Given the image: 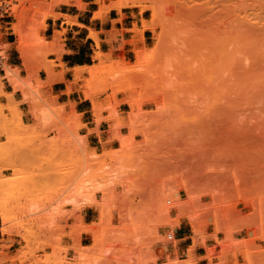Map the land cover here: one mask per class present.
Returning <instances> with one entry per match:
<instances>
[{"label":"rangeland","instance_id":"374dc122","mask_svg":"<svg viewBox=\"0 0 264 264\" xmlns=\"http://www.w3.org/2000/svg\"><path fill=\"white\" fill-rule=\"evenodd\" d=\"M13 1L12 16L0 18V52L6 51L3 37L12 32L17 40L19 29L30 53L28 71L40 64L37 69H49L54 76L47 66L54 61L48 57L61 52L58 43L65 30L51 31L50 24L61 17L68 25L82 26L57 11L63 4H86ZM181 1L139 0L124 7L144 17L142 32L134 25V37L126 42L133 46L127 57L123 51H102L88 36L95 44L91 64L73 72L81 71L77 87L85 98L82 79L89 77V66L99 64L96 52L103 54L104 81L98 78L92 90L97 113L90 101L96 128L89 131L99 134L103 125L110 139L98 148L88 146L73 108L48 104L33 91L38 86L29 80L30 71L26 80L18 72L20 87L12 86L29 103L25 114L21 100L4 91L6 77L0 75V205L8 215V230L0 229V264H158L154 247L174 241L179 225L189 234V250L202 245L209 264H264V0H187L190 13ZM110 2L95 1L98 17L109 11L103 6ZM245 16L253 24L244 22ZM144 21L154 25V30L144 29L150 30L146 45ZM54 32L59 39L49 46ZM209 34L232 50L229 57L211 82L178 81L186 75H173L182 53L194 43L202 46ZM38 36L44 38L41 51ZM157 42L159 52L144 73L130 72L137 50ZM182 47L187 49L181 53ZM174 55L176 64L171 63ZM164 58L165 72L160 71ZM45 71L47 79L40 84L56 80ZM88 195L94 205L88 204ZM86 206L93 208L90 223L81 214ZM191 263L187 258L166 264Z\"/></svg>","mask_w":264,"mask_h":264},{"label":"crops","instance_id":"0c3cea01","mask_svg":"<svg viewBox=\"0 0 264 264\" xmlns=\"http://www.w3.org/2000/svg\"><path fill=\"white\" fill-rule=\"evenodd\" d=\"M86 6L79 8L74 3L63 4L59 6L58 13L67 15L76 19V22L82 24L68 25L64 19L58 17L52 20L50 24V30H65L61 41L58 43V47L61 52L57 55L49 56V60H53V65H47L50 67L56 80L50 84H40L47 79V73L44 67L37 69L40 64H34L31 70V78L29 79L32 84L37 85V92L40 98H44L48 104L55 106H62L65 111L74 109V111L80 115V122L84 124L82 135L86 136V141L89 147H96L101 145L100 141L109 140V136H106L108 127L103 125L98 126L100 133L96 131H89L96 128V124L93 122L91 113L90 100L81 96L78 91V81L73 82L74 72L73 69L80 66L90 65V57L94 50V42L88 37V29L93 28L98 32L99 46L102 51H112V54L119 55L123 51L125 57L132 53L133 46L126 42L134 37V32L131 30L134 25L138 28L141 27V19L144 17L139 15L138 11L125 10L122 8L120 11L116 9H110L109 11L102 13L100 17L93 19L94 11L98 10V5L94 0H82ZM105 3H108L106 1ZM9 23V21H7ZM6 23V22H5ZM12 32H9V36H4L2 42L6 44V58L2 61L0 59V75L4 77L5 71L3 68V62L7 65L19 69V75L22 79L29 77L28 69H25L20 58L15 41L16 38H12ZM150 30L143 31V44H147L150 38ZM33 66V65H32ZM40 81V83H39ZM4 91L7 93L12 92V96L15 100H21L20 109L25 114L28 112L29 103L23 99L22 93L19 89L13 90L12 85L8 79H3ZM70 84L71 90H68ZM31 94L34 95L33 92ZM111 143V142H110ZM70 208V207H67ZM93 208L86 206L81 211L83 221L90 223L92 221ZM174 241L169 243L161 242L154 247V253L157 257L158 264H166L168 260L183 261L187 258H191V264H209V260L206 257L205 248L198 244L191 250L189 247L192 242L189 240V234L185 232V227L179 225L175 230Z\"/></svg>","mask_w":264,"mask_h":264},{"label":"bare ground","instance_id":"6f19581e","mask_svg":"<svg viewBox=\"0 0 264 264\" xmlns=\"http://www.w3.org/2000/svg\"><path fill=\"white\" fill-rule=\"evenodd\" d=\"M96 2H100V0H95ZM139 0H111V2L108 4V5H106V6H103V8H105V9H107V10H110V9H116V10H118V11H120L122 8H124V7H126V6H134L137 2H138ZM253 1V0H252ZM183 1H181V3H182ZM239 2V1H238ZM253 2H256V1H253ZM189 4V1H187V0H185L184 2H183V5H184V8L186 9L185 10V13L188 11V13H190V11H192L193 10V8H192V6H189L188 5ZM260 5H262V4H260ZM181 7H182V5H180ZM234 6V5H233ZM257 6V5H256ZM262 6H264V5H262ZM102 7V6H101ZM228 7H229V5H228ZM252 7V6H251ZM260 7V6H259ZM145 8V7H144ZM227 8V7H226ZM245 8V7H244ZM183 9V8H182ZM224 9H225V7H224ZM261 9H264V7H262ZM152 10H153V15L155 16V15H157L156 13V9L154 8V7H152ZM261 11H264V10H261ZM99 13H100V11H94V14H93V19H95V18H97L98 16H99ZM178 13H180L179 11H178ZM206 13V12H205ZM244 13H245V11H244ZM249 13V12H248ZM260 13V12H259ZM182 14V13H181ZM203 14V13H202ZM239 15V14H238ZM247 15V14H246ZM251 15V14H250ZM185 16V15H184ZM203 16H204V14H203ZM248 16V15H247ZM247 16H245V17H243V21L244 22H246V23H249V24H253V22H251V19H249V18H247ZM211 17V16H210ZM210 17H209V20H210ZM250 17V16H249ZM256 17V16H255ZM259 17V16H258ZM261 17V16H260ZM246 18V19H245ZM212 19V18H211ZM235 19V18H234ZM258 19H260V18H258ZM208 20V21H209ZM227 20V19H226ZM240 21H242V19L240 20ZM211 22V21H210ZM206 23V22H205ZM212 23V22H211ZM207 24H209V22L207 23ZM202 25H204V24H202ZM181 26V25H180ZM201 26V25H200ZM199 26V27H200ZM142 27H143V30L144 29H152V30H154V25L152 24V23H150V22H147V21H144L143 22V25H142ZM213 27V26H212ZM259 27V26H258ZM255 28V27H254ZM260 28V27H259ZM217 29V28H216ZM235 29V28H234ZM242 29V28H241ZM245 29V28H244ZM132 30V29H131ZM135 30H136V32H142V29H139L137 26H135ZM180 31V30H179ZM209 32H210V30H208ZM212 31H215V28L212 30ZM211 31V32H212ZM222 31V30H221ZM258 31H261V29L260 30H258ZM198 32V31H197ZM197 32H196V34H197ZM210 32V33H211ZM216 32V31H215ZM226 32V31H225ZM262 32H264V29H262ZM15 33L18 35V38H17V40L15 41V45H16V48H17V50H18V52L20 53V58H22V64H23V66H24V68H26V69H29V67H30V64H31V60H30V53H29V50H28V48H27V46H26V39L24 38V36L22 35V33H21V30H17V29H15ZM97 31H95L93 28H89V37L90 38H93L96 42H97V44L99 45V39H98V36H97ZM195 34V33H194ZM214 35V34H213ZM234 35H235V32H234ZM59 36H60V34L58 33V32H54V35H53V38H52V40H51V42L50 43H48L47 45H53V44H55L57 41H58V39H59ZM180 36V35H179ZM195 36V35H194ZM208 36H210L206 41H204L205 43L203 44V42H202V46H196V43H194V45H195V47H196V49H195V47H193V46H191V51H189L188 52V50H190L189 48L187 49V48H185V49H187V53L186 52H183L185 49H184V47H182L183 48V50L181 51V53H182V58H181V56H179V52H177V56H179L182 60H180V62L179 61H177V59L175 58L176 57V55H174L173 56V62H171V63H175V62H179L180 63V67H177V65L179 66V64L177 63V65H175V64H173V65H175V67H177L175 70H176V73H174L173 75L175 76L176 74H180V77H182V75H185L184 77H183V79L182 78H180V80H178V81H181V80H183V81H190V82H192V83H194L193 81H197L196 82V84L200 81L201 82V84H203L202 82H204V81H206L207 83L210 81L211 82V80H213L214 79V72H215V70L217 71V69H218V71H219V67L224 63V61H226V59L229 57V55H228V53L230 54V52L232 51L231 49H230V52H228L229 51V48H228V50H226L225 49V45H224V43H223V41H222V39L220 40V38H218V36L216 37L215 35L214 36H212V34H209ZM223 36V35H222ZM181 37H183V36H181ZM193 37V36H192ZM191 37V38H192ZM198 37H200L199 35H198ZM179 38V37H178ZM223 38V37H222ZM235 38V37H234ZM44 38L42 37V36H38L37 37V40H38V49L41 51V49H42V47H44L45 46V44H43V45H41V41L43 40ZM177 39V38H176ZM189 40V39H188ZM201 41V40H200ZM199 41V42H200ZM37 42V41H36ZM190 42V41H189ZM232 42V41H231ZM176 43H177V41H176ZM237 43V42H236ZM37 44V43H36ZM170 44V43H169ZM168 44V45H169ZM200 43H198V45H199ZM233 44V43H232ZM168 45H167V47L166 48H168ZM180 45V44H179ZM184 45V44H183ZM238 45V44H237ZM236 45V46H237ZM186 46H187V44H186ZM172 47V46H171ZM189 47V46H188ZM199 47H201V49L199 48ZM232 47V46H231ZM233 47H234V45H233ZM246 47H247V45H246ZM245 47V48H246ZM174 48H175V46H174ZM198 48V49H197ZM237 48V47H236ZM240 48V47H239ZM244 48V49H245ZM159 44H158V42L157 43H155V45L153 46V47H151V48H148V49H144V50H142V49H139V50H137V61H136V65H134V68L130 71V72H132V73H134V72H138V71H143L142 69L143 68H145V67H147L149 64H150V62L152 61V59L155 57V56H157V54H158V52H159ZM173 49V48H172ZM233 49V48H232ZM243 49V50H244ZM176 50H178V49H176ZM243 50H241L240 49V51L242 52ZM171 51V50H170ZM235 51H236V49H235ZM174 52V51H173ZM233 52H234V50H233ZM232 52V53H233ZM187 54L186 56H184V54ZM194 54L195 56H194V58H193V55H191L190 56V54ZM235 53V52H234ZM250 54V53H249ZM172 55V54H171ZM171 55H169L171 58H172V56ZM189 55V56H188ZM227 55H228V57H227ZM234 55V54H233ZM237 55H239V54H237ZM250 55H252V54H250ZM0 56H4V58H5V56H6V51H3V52H0ZM102 56H103V54L100 52V51H98V52H96V56L95 57H97V58H99L100 59V62H99V64L98 65H95V66H89L88 68V74H89V77L87 78V79H82L83 80V82H84V87L86 88L83 92H84V95H85V98H87V99H90V101H92V103H93V110H94V112H96L97 113V110H98V103L94 100V97H93V93H94V91H92V90H94L93 89V87H95V85H94V83L96 82V80L98 79V78H100L102 81H104L103 79L104 78H101L100 77V71L102 70V68H104V65H103V60H102ZM167 56V55H166ZM166 56H164V57H166ZM169 56H167L166 58H170ZM163 57V56H162ZM184 57H186V58H184ZM192 57V58H191ZM259 57V56H258ZM184 58V59H183ZM188 59V60H187ZM190 59V60H189ZM193 61H192V60ZM248 59V58H247ZM176 60V61H175ZM184 60H185V63H184ZM230 60V59H229ZM240 60V59H239ZM249 60V59H248ZM247 60V61H248ZM252 60V59H251ZM190 61V62H189ZM235 61H237V60H235ZM162 62V61H161ZM183 62V63H182ZM166 63H168V61L166 62ZM195 63V64H194ZM162 65L163 64H165V58H164V63H161ZM169 65H170V63H168ZM192 64V65H191ZM225 64H226V62H225ZM256 64V63H255ZM106 65V64H105ZM173 65H171V67H173ZM187 65V66H186ZM242 65V64H241ZM160 66V65H159ZM159 66H158V68H159ZM164 66L165 65H163V68L160 66V71H162V70H164V72L167 70H165L164 69ZM185 67V70H180V69H183V67ZM228 66H230V65H228ZM255 66V65H254ZM245 67H248V66H245ZM253 67V66H252ZM77 68H82L81 69V71L85 68L84 66H80V67H77ZM174 68V67H173ZM180 68V69H179ZM226 68H227V65H226ZM148 69H150L151 70V68H148ZM154 69H155V72H156V68L154 67ZM162 69V70H161ZM169 69V68H168ZM45 70H47L48 71V74H49V76L50 77H55V76H53V75H51V72H50V70L49 69H45ZM174 70V69H173ZM172 70V71H173ZM179 70L180 71H183V72H180L179 73ZM221 70V69H220ZM223 70V69H222ZM221 70V71H222ZM230 70V69H229ZM246 70H247V68H246ZM18 71H19V69H17V68H15V67H12V66H10V65H7V64H5V75H4V77H6L7 79H8V81H9V83L14 87V89H16V88H19L20 87V81H21V79H20V77L18 76ZM30 71V70H29ZM81 71H79V70H77L75 73H74V80L75 81H78L79 79H80V74H81ZM159 71V70H158ZM168 71V70H167ZM217 71V72H218ZM31 72V71H30ZM153 72V71H152ZM152 72H151V74H152ZM175 72V71H174ZM223 72V71H222ZM221 72V73H222ZM239 72V71H238ZM141 73V72H140ZM143 73H144V71H143ZM143 73H142V75H143ZM157 73V72H156ZM226 73V72H225ZM233 73H235V71L233 72ZM155 74V73H154ZM159 74V73H158ZM169 74V73H168ZM172 74V73H171ZM220 74V73H219ZM227 74V73H226ZM145 75V74H144ZM160 75V74H159ZM224 75V74H223ZM233 75V74H232ZM240 75V74H239ZM48 76V77H49ZM147 76H148V74H147ZM146 76V77H147ZM153 76H155V75H153ZM174 76H170V78L171 77H174ZM214 76V77H213ZM150 77V76H149ZM158 77V76H157ZM176 77V76H175ZM186 77V78H185ZM213 77V78H212ZM220 77V76H219ZM148 78V77H147ZM212 78V79H211ZM167 79V78H166ZM169 79V78H168ZM172 79L173 78H171V81H172ZM177 79V78H176ZM211 79V80H210ZM223 79V78H222ZM52 80V79H51ZM99 80V79H98ZM97 80V82H99ZM48 81V80H47ZM50 81V80H49ZM119 82V81H118ZM164 82H166V80L164 81ZM168 82V81H167ZM213 83L215 82V80L214 81H212ZM116 83H117V81H116ZM184 83V82H183ZM101 84H103V82L101 83ZM169 84H170V82H169ZM171 84H172V82H171ZM174 84H176V82H174ZM186 84V83H185ZM205 84V83H204ZM211 84V83H210ZM210 84L208 85V87H210ZM94 85V86H93ZM119 84L117 83L116 84V86H118ZM180 86V85H179ZM179 86H177L176 85V87H179ZM185 86H187V85H185ZM184 85L183 86H181V87H185ZM189 86H191L190 84H189ZM192 86H193V84H192ZM207 85L205 84V87H206ZM119 88V87H118ZM117 88V89H118ZM116 89V90H117ZM35 90H37V88L36 87H34L33 88V91H35ZM117 91H119V89L117 90ZM49 113H50V110L48 111ZM47 111H43V113L42 114H49ZM51 114V113H50ZM52 115V114H51ZM50 115V118L52 117ZM44 117V116H43ZM46 117V116H45ZM116 122V121H115ZM89 193V192H88ZM92 195H88L87 196V200H88V204L89 205H94L95 204V198L93 199V196L91 197ZM0 218H1V225H0V229H1V231H3V232H6L8 229H7V222H8V215H7V212H6V209L2 206V205H0ZM189 220H191V219H189ZM192 222V221H191ZM193 224V223H192ZM196 229H194V232L196 233ZM211 252H209V254H210ZM208 259H210V261H211V258H208Z\"/></svg>","mask_w":264,"mask_h":264},{"label":"built area","instance_id":"2783aa9c","mask_svg":"<svg viewBox=\"0 0 264 264\" xmlns=\"http://www.w3.org/2000/svg\"><path fill=\"white\" fill-rule=\"evenodd\" d=\"M15 1L13 0H0V18L2 16L10 17L12 16V4Z\"/></svg>","mask_w":264,"mask_h":264}]
</instances>
